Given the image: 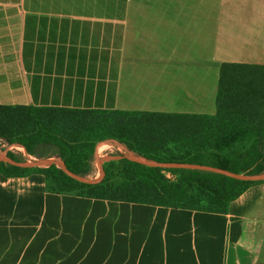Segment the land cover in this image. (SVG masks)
<instances>
[{"label": "crops", "instance_id": "0c3cea01", "mask_svg": "<svg viewBox=\"0 0 264 264\" xmlns=\"http://www.w3.org/2000/svg\"><path fill=\"white\" fill-rule=\"evenodd\" d=\"M226 63L264 65V0H0V105L214 115ZM0 264H264V183L218 215L0 175Z\"/></svg>", "mask_w": 264, "mask_h": 264}, {"label": "trees", "instance_id": "16d2710c", "mask_svg": "<svg viewBox=\"0 0 264 264\" xmlns=\"http://www.w3.org/2000/svg\"><path fill=\"white\" fill-rule=\"evenodd\" d=\"M214 115L0 105V146L21 145L36 159L60 158L79 178L94 172L99 143L115 141L164 165L264 175V65L221 66ZM103 167L98 184L53 165L37 171L0 161L6 179L45 177L46 191L92 200L228 215L234 202L264 182L224 173L152 167L128 158ZM171 175L172 177H170Z\"/></svg>", "mask_w": 264, "mask_h": 264}, {"label": "rangeland", "instance_id": "374dc122", "mask_svg": "<svg viewBox=\"0 0 264 264\" xmlns=\"http://www.w3.org/2000/svg\"><path fill=\"white\" fill-rule=\"evenodd\" d=\"M104 143H109V146H107V148L105 149H102L100 152H99V147L104 144ZM3 149H6L2 146H0V161L2 160H5V159H8L11 156H14L16 155L14 151L18 152L17 150H15L14 148L12 149V151H10V154L7 153L6 151H3ZM5 152V153H4ZM121 158H128V159H135L136 156L133 155V154H130L126 151L125 149V146L123 144H120L118 142H109V141H104V142H101L99 143V145L97 146V149L96 151L94 152L93 154V166H94V170L96 171H100L101 168L103 169V167H105V164L109 161H113V160H118V159H121ZM34 159V158H33ZM51 160L53 161H56L60 166H62V159L60 158H50ZM36 160V159H35ZM40 160V159H39ZM43 160V159H42ZM32 161V160H31ZM38 161V160H36ZM44 161V160H43ZM33 163V162H31ZM53 162L52 161H49L47 163H42L41 164V168H44V166L47 164V165H50L52 164ZM55 165V164H53ZM57 165V164H56ZM36 166V165H35ZM170 177H172L171 175H169ZM91 180V179H89ZM98 180V179H97Z\"/></svg>", "mask_w": 264, "mask_h": 264}, {"label": "water", "instance_id": "95a60500", "mask_svg": "<svg viewBox=\"0 0 264 264\" xmlns=\"http://www.w3.org/2000/svg\"><path fill=\"white\" fill-rule=\"evenodd\" d=\"M125 149L128 153L130 154H134L132 153L126 146H125ZM136 158H138L139 160H136V159H133L132 161H135V162H138L140 164H143V165H147V166H152V167H176V168H191V169H201V170H209V171H215V172H220V173H224V174H227V175H230V176H234L236 178H239V179H243V180H247V181H256L257 178H260V177H263L264 175H261V176H256V177H244V176H235V175H232L230 173H227V172H223V171H220V170H217V169H213V168H208V167H202V166H189V165H164V164H159L157 162H154V161H149L147 160L146 158L144 157H140V156H137ZM122 159V158H121ZM131 160V159H130ZM64 171L67 172L70 176L72 177H75L77 178L78 180L82 181V182H85V183H88L84 180V178H79V177H76L75 175L71 174L68 170H67V167L64 163ZM90 184H93V183H90Z\"/></svg>", "mask_w": 264, "mask_h": 264}, {"label": "built area", "instance_id": "2783aa9c", "mask_svg": "<svg viewBox=\"0 0 264 264\" xmlns=\"http://www.w3.org/2000/svg\"><path fill=\"white\" fill-rule=\"evenodd\" d=\"M11 146H13V145H11ZM2 147H10V145H6V144H4V145H2Z\"/></svg>", "mask_w": 264, "mask_h": 264}, {"label": "bare ground", "instance_id": "6f19581e", "mask_svg": "<svg viewBox=\"0 0 264 264\" xmlns=\"http://www.w3.org/2000/svg\"><path fill=\"white\" fill-rule=\"evenodd\" d=\"M135 159H138V158H135Z\"/></svg>", "mask_w": 264, "mask_h": 264}]
</instances>
